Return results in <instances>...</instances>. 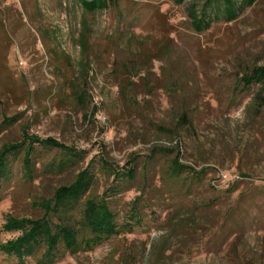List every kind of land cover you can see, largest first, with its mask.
Segmentation results:
<instances>
[{"label":"rangeland","instance_id":"obj_1","mask_svg":"<svg viewBox=\"0 0 264 264\" xmlns=\"http://www.w3.org/2000/svg\"><path fill=\"white\" fill-rule=\"evenodd\" d=\"M206 1L0 0V151L25 142L0 177V264H264V106L239 82L264 66V0L232 21L205 7L196 32ZM30 136L65 148L34 143L27 164ZM85 170L79 204L48 219L76 224L103 199L118 233L51 261L5 254L9 219L41 218Z\"/></svg>","mask_w":264,"mask_h":264},{"label":"trees","instance_id":"obj_2","mask_svg":"<svg viewBox=\"0 0 264 264\" xmlns=\"http://www.w3.org/2000/svg\"><path fill=\"white\" fill-rule=\"evenodd\" d=\"M113 0H80L82 6L87 11L105 9ZM181 2L182 0H177ZM256 0H241L238 7L237 0H207L201 12L196 11V7L191 10V26L196 32H201L210 24L211 18H206L205 7L212 6L213 13L217 14L220 6L224 11L225 19L232 21L236 18L238 9H245ZM215 6V7H214ZM81 42V41H80ZM85 48V47H83ZM239 82L246 88L255 85L258 91L253 99L252 106L257 110L264 106V66L252 67L243 73ZM132 83L117 82L120 97L126 102L130 99ZM182 120L186 121V115H182ZM28 140V147L25 151V163H30L31 146L36 143L41 146H55L65 148L51 138L39 139L37 137H25ZM24 144L25 142L22 141ZM22 143L4 146L0 151V177L4 176L8 156L17 153L22 148ZM177 160V159H176ZM174 171L177 173L185 169L176 161ZM129 173H132L130 169ZM92 183V177L88 170L77 174L75 180L67 186H61L54 192L53 197L47 205V213L38 219L11 218L7 224V230H18L20 236L15 240L8 241L1 245V250L7 254L23 259L33 255L40 247L45 248L43 257L50 260L59 245L67 251L74 253L77 251H89L98 247L112 236L118 233L115 216L109 209L108 204L103 199H86L83 203L81 219L76 222L61 220L60 223H53L48 219V212L64 213L69 207L79 204L83 196L88 192ZM47 214V215H46Z\"/></svg>","mask_w":264,"mask_h":264}]
</instances>
